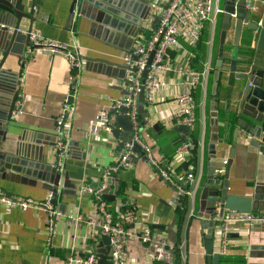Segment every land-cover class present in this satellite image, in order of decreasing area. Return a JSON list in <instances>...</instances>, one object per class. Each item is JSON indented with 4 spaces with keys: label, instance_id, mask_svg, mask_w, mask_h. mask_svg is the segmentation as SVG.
<instances>
[{
    "label": "crops",
    "instance_id": "crops-1",
    "mask_svg": "<svg viewBox=\"0 0 264 264\" xmlns=\"http://www.w3.org/2000/svg\"><path fill=\"white\" fill-rule=\"evenodd\" d=\"M32 1L37 6L32 29L47 39L62 43L74 39L84 59L68 137V142L76 146H71L68 151L63 173L67 174L75 189L73 192L61 189L60 186L53 204L61 216L52 224H49L45 208L7 209L0 203V264H67L69 256H85L105 248L100 245V236L97 241L92 238V229L87 222L73 226L65 216L80 213L85 216L86 221H97L91 197L77 193L76 189L81 181L95 186L102 184L104 173L114 163L113 152L123 141L121 135H110L96 127L94 122L100 112L110 110L112 98L124 97L128 93L122 56L133 47L139 26L134 22L118 20L117 25L124 33L111 28L105 29L101 25L91 29L90 21L83 16H76V21L72 24L68 21L72 0H23L25 11ZM121 4H124V10L120 13L132 21L135 20V15L141 16L147 6L141 0H127ZM220 17L214 28L209 25L206 27L207 41L204 43L203 59L202 56L200 59L199 53L192 62L193 68L198 71L208 61L212 66L205 83L200 85V89H195L194 127L172 124L176 113L175 96L185 89L181 78L172 72L166 75V87L157 92L156 103L147 106L144 102L142 112L139 113L141 116L146 115L141 118L139 135L152 148L154 157L166 161L174 173L192 172L195 175V179L189 184L185 183L184 178L181 179V183L187 185L192 194L179 193L175 185L156 174L141 156L135 157L131 166L115 172L118 176L116 180L111 179L106 183L108 193L116 191L113 201L106 200L115 217L122 218L125 205L133 206L137 220V224L133 225L135 231L138 230L140 221L147 222L154 229H158V225L164 226L158 230L163 231L177 249L170 264H207L204 253L206 231H202L198 214L201 213L199 196L208 171L221 172L228 187L227 192L232 195L249 196L257 183L264 184V159L259 154L256 157L255 148L251 144L256 138L251 132L238 126L237 121L242 119L251 126L264 124L236 113L249 83L250 74L247 72L255 67L264 71V63L257 62L259 51L256 49L257 40L254 39L250 40L249 47L242 46L237 52L235 72L248 74L246 78H238L229 71L233 49L231 28L225 41L228 48L224 50L222 71L219 76H215ZM28 24L27 19L21 21L19 29L22 33L17 45L12 47L2 65V68L12 72H21L18 89L23 100L21 112L13 117L15 122L11 124L12 132L8 134L5 150H13L19 134L25 132L31 137L40 136L44 147L43 159L51 164L54 146L48 147L46 143L56 141L55 119L62 99L69 90L70 70L67 59L60 53L35 52L25 57L29 42H26L23 30H26ZM5 44L3 38H0V60ZM185 48L190 50L187 45ZM261 51L264 52V49ZM22 52L20 62L16 54L20 55ZM175 54L170 52L172 57ZM258 80L264 82V74L262 79L257 78L255 81ZM212 111L216 113L214 118L217 120L215 134ZM255 134H264V129ZM213 136L215 144L212 152L210 143ZM190 139L195 144L191 154L185 160L176 159L177 148ZM23 142L30 143L27 140ZM25 182L0 178V191L43 201L52 190L48 188V183L40 179L32 184L27 180ZM259 201L258 207L264 211V192H261ZM252 213L261 215L258 211ZM97 229L95 226V230ZM216 234L217 232L213 240V251L219 252L220 240ZM127 249V264H152L148 262L144 246L138 238L130 239ZM263 253L264 226L255 224L246 227L232 222L228 226L226 250L223 254L220 253L219 264H261ZM108 256L107 253L109 261Z\"/></svg>",
    "mask_w": 264,
    "mask_h": 264
},
{
    "label": "built area",
    "instance_id": "built-area-1",
    "mask_svg": "<svg viewBox=\"0 0 264 264\" xmlns=\"http://www.w3.org/2000/svg\"><path fill=\"white\" fill-rule=\"evenodd\" d=\"M147 5L149 15L140 20L133 47L122 56L128 93L124 97L112 98L110 110L100 112L94 122L96 127L111 135L112 130L116 128L117 114L122 107H129L126 115L131 122L132 137L128 141H121L120 147L113 152L114 163L104 173L101 185L95 186L85 181H81L77 185V193L91 197L97 221L93 219L86 221L85 216L80 213L64 215L73 226H78L80 222H87L92 229L91 236L95 241L101 235L109 237V264H127L129 257L127 243L133 238H138L144 246L148 262L170 264L172 261L175 245L165 233L154 229L143 221L139 222L138 230L135 231L133 227L137 224V220L134 207L125 205L122 218L115 217L102 196V190L106 186L107 178L112 173L131 166L130 159L141 156L156 174L175 185L179 193H191L187 185L181 183V179L184 178L185 183L189 184L195 179V175L192 172L174 173L166 161L154 157L152 148L141 139L137 110L138 97L143 89L146 105L150 106L156 103L157 92L166 87L168 83L166 75L170 72L176 74L181 78L185 89L175 96L176 113L172 124L186 128L194 127L196 122L195 89L199 84L205 83L212 66L208 61L201 71L194 69L190 62L192 54L185 48V45L195 47L206 27L209 25L214 28L218 17L224 12L222 0H149ZM243 7L245 11L248 10V2ZM155 17L157 21L155 28L152 29ZM258 24H261V21ZM23 33L28 35L29 40L24 53L25 57L31 56L35 52L60 53L65 56L69 64V90L62 99L59 113L55 119L57 137L53 147L54 157L50 164L55 173L63 175L65 159L69 151L68 137L74 117L77 83L83 69L84 59L80 47L74 39L66 43L50 40L32 27L29 30L27 28L23 30ZM151 52H154L153 57L148 63ZM170 52H175V56H170ZM145 70L147 72L143 78L142 73ZM250 70L247 72L248 74H250ZM250 84L249 82L248 85ZM22 106L23 100L21 98L16 100L13 117L21 112ZM135 147L140 152H135ZM194 147L193 140H186L177 148L175 158L185 160ZM226 162L225 160L224 163ZM59 185L61 186V180ZM59 190H50L43 201H35L0 191V203L7 209L45 208L48 212L49 224H52L55 219L61 216L53 204V199ZM215 219L219 223L214 226L213 238L217 232L216 236L220 240L219 254H223L226 250V235L230 223L237 222L246 227L255 224L264 226V214L259 215L252 212L241 213L225 210L220 218L216 217ZM95 226L98 227L97 230H95ZM260 259L261 264H264V253ZM67 264H98V259L94 252L85 256L72 255L67 258Z\"/></svg>",
    "mask_w": 264,
    "mask_h": 264
},
{
    "label": "water",
    "instance_id": "water-1",
    "mask_svg": "<svg viewBox=\"0 0 264 264\" xmlns=\"http://www.w3.org/2000/svg\"><path fill=\"white\" fill-rule=\"evenodd\" d=\"M127 2V0H123ZM122 0H72L70 4V16L68 21L72 24L76 21V16L80 15L87 18L90 21V28L93 29L97 25L105 26V29H115L118 33L124 31L117 25L118 20H127L134 22L137 26L141 19H144L149 15L148 0H141L146 3L144 13L139 16L135 15V20H130L127 16H124L120 11L124 10V4ZM248 2V10H244V4ZM222 6L224 12L220 19V34H219V47L218 58L215 60L214 69L217 72V76L222 71L223 59H224V44L227 37V32L232 28V45L239 46L242 37L247 34L250 35L251 41L254 39L256 42V49L261 51L264 49V0H222ZM37 8L34 1L31 2L29 9L25 11V3L23 0H0V38L6 42L5 48H2L3 55L0 60V178H7L12 181L29 184L34 183L36 179H40L48 183V188L53 191L60 189L59 181L61 180V189L70 190L74 192L75 186L70 182L67 174L59 175L53 171L50 164L43 159V144L41 143V137L28 136L25 132L19 134L15 140L13 150H5V144L7 142L8 134L12 132L11 124L14 123L13 111L15 110V102L20 99L19 96V79L21 72H12L2 68L3 62L10 50L16 42L19 40V35L22 33L19 29L21 21L23 19L29 20L27 29H31L32 21L35 19V9ZM235 15V16H233ZM157 18H154V24L152 29L155 28ZM261 21V24H258ZM68 22V25H69ZM26 42H28V35L25 34ZM153 53L151 52L148 59V63L151 62ZM18 56V60L21 62L23 52ZM237 53H234L232 49L230 55L229 71L234 73L238 78L245 79L248 74L235 72ZM125 68V66H124ZM147 70L142 73V77L146 76ZM264 71L259 68H252L250 70L249 82L242 98L237 106L236 113L241 116H247L254 119L256 122L264 124V82L257 80V78L263 77ZM124 80L126 81L125 77ZM143 81V80H142ZM144 82V81H143ZM137 110L138 113L142 112V105L144 103L143 89L138 97ZM129 107H122L120 112L116 116L117 128L112 130V134L115 137L121 135L123 142L128 141L132 137L131 122L126 112ZM146 116V115H145ZM138 114V118L141 121L142 117ZM212 126L215 134L217 127L216 113L211 112ZM242 121V122H241ZM238 126L251 132L256 138V141L251 143L255 148V154L261 155L264 159V134H255L256 132H262L264 125L251 126L243 122L242 119L237 121ZM122 131V132H120ZM256 131V132H255ZM213 134V135H214ZM57 137V134H55ZM215 136L210 143V149L213 152V146L215 144ZM29 141V144H25L23 141ZM37 144V146H35ZM54 141L46 143L48 147L54 146ZM69 144V151L71 146L75 144ZM235 145V142L233 143ZM135 152L140 150L135 147ZM135 158L130 159V163H133ZM117 174H111L107 178L106 183H109L111 179H117ZM33 180H28V179ZM264 185V184H263ZM262 184L257 183L254 186L253 193L249 196H238L228 194L226 183L222 177L221 172L208 171L205 178V182L202 185V190L199 196V204L201 213L198 216L201 219L202 231H206L204 234V253L206 255L207 264H219L220 254L213 251V227L217 221L215 218H220L225 210L237 211L241 213H251L252 211H258L261 215L264 211L258 207L260 201L261 192H264ZM175 190V189H174ZM116 191L110 194L108 188L105 186L102 190V196L107 201H113L115 199ZM54 201V199H53ZM206 210V212H204ZM202 212H204L202 214ZM219 223V221H217ZM158 229H163L164 226H156ZM169 232V231H168ZM100 245H104L105 248L96 251V257L98 264H109L106 255L109 251V237L107 235H101Z\"/></svg>",
    "mask_w": 264,
    "mask_h": 264
},
{
    "label": "trees",
    "instance_id": "trees-1",
    "mask_svg": "<svg viewBox=\"0 0 264 264\" xmlns=\"http://www.w3.org/2000/svg\"><path fill=\"white\" fill-rule=\"evenodd\" d=\"M220 17V16H219ZM221 18V17H220ZM207 29V28H206ZM206 29L203 31V34H202V36H201V38H200V41L198 42V44L195 46V47H189V51L191 52V54H192V56H191V59H190V62H191V65H192V62H193V60L195 59V57H196V54L198 55L199 53L201 54L200 55V59H201V56H202V59H203V57H204V43H205V41H207L206 39H207V31H206ZM248 34V33H247ZM247 34H245L243 37H242V39H241V42H240V45L238 46V49L240 48V47H242V46H247V47H249L250 46V35H248L247 36ZM196 52V53H195ZM237 52H238V50H237ZM258 57L259 58H257V62H259V63H264V52L263 51H259L258 52ZM197 88H199L200 89V84L197 86ZM199 89L197 90V92L199 93ZM195 95H196V92H195ZM198 96V95H197ZM175 245V244H174ZM176 246H175V251L174 252H176Z\"/></svg>",
    "mask_w": 264,
    "mask_h": 264
},
{
    "label": "rangeland",
    "instance_id": "rangeland-1",
    "mask_svg": "<svg viewBox=\"0 0 264 264\" xmlns=\"http://www.w3.org/2000/svg\"><path fill=\"white\" fill-rule=\"evenodd\" d=\"M220 19V18H219ZM232 46V48H233V50H234V53H237V50H238V46H234V45H231ZM230 46V47H231ZM228 48V46H227V44L225 43L224 44V50L225 49H227ZM214 72H215V76L217 77V72H216V70L214 69Z\"/></svg>",
    "mask_w": 264,
    "mask_h": 264
}]
</instances>
